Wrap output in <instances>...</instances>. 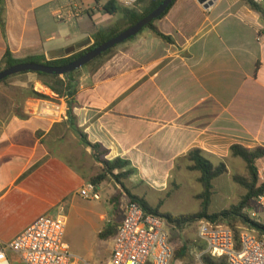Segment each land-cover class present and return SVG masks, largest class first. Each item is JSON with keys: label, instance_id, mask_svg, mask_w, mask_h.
<instances>
[{"label": "crops", "instance_id": "obj_1", "mask_svg": "<svg viewBox=\"0 0 264 264\" xmlns=\"http://www.w3.org/2000/svg\"><path fill=\"white\" fill-rule=\"evenodd\" d=\"M108 1L3 0L0 66L7 51L17 60L49 61L90 47L118 14L103 11ZM115 1L140 11L155 0ZM211 1L205 9L197 0H176L154 23L172 43L143 29L78 82V126L109 151L107 159L127 160L142 179L168 177L193 149L216 165L235 159L233 145L264 148V42L256 41L264 17L241 0ZM73 6L79 17L56 21V11ZM13 82L26 91L18 100V91L0 89V247L39 216L66 211L101 170L72 131L64 101L33 73ZM6 255L21 264L14 252Z\"/></svg>", "mask_w": 264, "mask_h": 264}, {"label": "rangeland", "instance_id": "obj_2", "mask_svg": "<svg viewBox=\"0 0 264 264\" xmlns=\"http://www.w3.org/2000/svg\"><path fill=\"white\" fill-rule=\"evenodd\" d=\"M112 21L104 29L114 26L118 29H123L126 26L120 13ZM114 51L115 48H113L111 53ZM110 54L103 56L89 67L78 69L74 73L75 79L80 83V79L84 74L92 73ZM14 79H16V76L1 82L0 89L4 91H18L17 98L21 100L24 96L19 95V93L20 91H26L21 85H25V82L20 81L21 84H15L13 82ZM30 87L31 85L27 84V89ZM32 98L37 99L34 95ZM225 165L227 169L226 173L212 181L213 189L210 196L208 214L219 213L223 210H228L233 205H237L246 192L234 180L235 177H241L242 179L247 177L244 162L239 158H235L234 160H227ZM187 166L188 162L182 158L177 161L175 168L168 177H161L155 180L142 179L132 174L126 180L121 181L124 188H121L114 179L107 178L96 189V192L100 195V200H85L79 196L73 197L69 201L64 213L66 218L65 240L69 244L72 256L74 259H77V263L107 264L112 238L100 240L97 235L107 225L116 228L120 224L125 208L129 203L127 191L133 196L144 199L150 207L158 208L160 214L178 217L198 213L201 209V199L198 196L202 192V188L198 183L199 174L189 171ZM263 168L264 165L261 162L257 165V173H262L264 171ZM99 172L100 170L96 172L95 176ZM257 179L259 184L264 183L259 178V175H257ZM250 211L256 213L257 222L264 224V210H261L252 203L251 208L245 210L244 213L253 220L249 214ZM101 216L104 217V221L101 219ZM197 222L188 223L182 226V228L168 227L175 252L182 246L186 247L183 257L176 256L177 262L191 264L195 254L203 249L202 245L197 241ZM220 224L230 228L233 225V227H237L238 231L244 227L238 222H221Z\"/></svg>", "mask_w": 264, "mask_h": 264}, {"label": "built area", "instance_id": "obj_3", "mask_svg": "<svg viewBox=\"0 0 264 264\" xmlns=\"http://www.w3.org/2000/svg\"><path fill=\"white\" fill-rule=\"evenodd\" d=\"M250 2L261 5L264 0ZM131 3L123 0L125 6ZM80 13L79 8L73 6L56 11L54 16L58 22L66 23L79 17ZM256 41L264 42V33H257ZM258 175L264 182V171ZM78 196L85 200H100L96 186L91 182L81 187ZM253 203L264 210V192ZM64 213L65 207L61 206L53 215L39 216L10 243L0 247V264H10L7 251L14 252L21 264H78L65 240ZM249 214L257 221L255 212ZM168 227L164 218L147 212L136 202L128 203L112 238L107 264H182L175 258ZM196 236L203 249L195 254L191 264H204L202 257L205 255L214 259L224 257L228 264H264V240L246 227H242L235 238L230 227L200 220L196 223Z\"/></svg>", "mask_w": 264, "mask_h": 264}, {"label": "trees", "instance_id": "obj_4", "mask_svg": "<svg viewBox=\"0 0 264 264\" xmlns=\"http://www.w3.org/2000/svg\"><path fill=\"white\" fill-rule=\"evenodd\" d=\"M144 0H139L138 3H142ZM163 0H155L147 6H143L140 11L134 8H127L120 6L115 0H109L103 7V11L106 14L114 15L116 13H120L123 16L124 22L126 26L123 29H118L117 27H110L107 29H102L97 31L93 35L94 43L77 53L71 54L68 57L49 60L47 61L44 56H33L28 57L23 60L13 59L11 54L7 51L1 61L0 70L5 68L20 64V63H35L41 64L51 67H59L64 66L77 58L81 57L85 53L89 52L93 48L101 45L102 43L108 41L109 39L115 37L120 32L125 30L126 28L134 25L146 15L151 13L154 9H156L159 4ZM176 0H173L171 5L165 10V12L158 18H163L169 9L173 6ZM247 6H249L252 10L260 13L264 17V11H262L258 5L253 4L250 0H241ZM3 0H0L2 3ZM156 19V20H158ZM156 20L152 21L147 27L144 29H149L153 32V34L160 38L161 40L172 43V39L168 36L163 35L160 33L154 23ZM0 28L3 30V24L0 20ZM113 49L107 51L85 67L91 66L94 62L99 60L105 55L111 53ZM96 68L93 70L95 71ZM92 71V72H93ZM72 72L69 75H48L44 73H33L36 75L38 80L41 84L51 91L58 99H62L65 103V116L67 121L74 132V134L78 137L80 142L91 151L92 159L101 165L100 172L94 176L90 182L94 184L96 187L99 186L105 179L111 178L114 179L117 184L124 188L122 185V180H126L129 178L133 173L134 170L130 167V163L127 160L121 158H115L112 160L107 159L109 155V151L104 148L100 143H91L88 140L87 134L78 126L77 124V117L74 114V108L79 106L77 100V92H78V81L74 77V73ZM26 74V73H21ZM18 75V74H17ZM16 76V75H14ZM13 77V76H11ZM8 77L1 82L6 81L7 79L11 78ZM0 82V83H1ZM33 95L37 99L47 100L50 101L51 99L45 95L33 93ZM230 156L232 158H239L241 159L246 167L247 177L242 179L241 177H235L234 180L237 184L245 189V194L241 197L239 203L237 205H233L228 210H223L219 213L208 214V207L210 203V196L212 194V181L217 177L226 173V165L224 163H219L218 165H214L211 163L203 154V152L199 149H193L189 151L183 159L188 162L187 169L192 172H197L199 174L198 183L202 188L201 194L198 196L201 199V209L198 213L192 215H183L178 217H172L169 214H160L158 212V208L150 207L146 201L142 198L137 196L131 195L128 191L129 200L128 202H136L139 204L144 210L155 214L159 217L164 218L168 225L171 227L182 228V226L193 223L200 220H206L213 224H220L221 222L227 223H235L238 222L242 226L248 228L249 230L253 231L257 237L261 240H264V224L259 223L255 220L250 219L245 213V210H249L251 208L252 203L255 199H257L263 192H264V183L259 184L257 179V165L261 163L264 159V148L256 147L253 149L245 148L241 145H233L230 148ZM231 229L233 230L235 238H238L239 231L237 227H233L231 225ZM116 228L110 227L107 225L104 230L100 231L97 237L100 240L107 239L109 237L113 238L116 234ZM186 247L182 246L180 249L176 250V256H184V251ZM202 262L204 264H228L224 257L219 259H214L208 255L202 257Z\"/></svg>", "mask_w": 264, "mask_h": 264}, {"label": "water", "instance_id": "obj_5", "mask_svg": "<svg viewBox=\"0 0 264 264\" xmlns=\"http://www.w3.org/2000/svg\"><path fill=\"white\" fill-rule=\"evenodd\" d=\"M173 0H163L159 6L154 9L151 13L146 15L140 21L135 23L134 25L126 28L122 32H120L115 37L109 39L108 41L102 43L101 45L93 48L89 52L85 53L81 57L76 60L59 67H51L41 64L35 63H20L3 70H0V82L4 79L21 74V73H44L48 75H69L78 69L85 67L107 51L115 48L117 45L122 44L123 42L133 38L139 32H141L145 27H147L152 21L158 19L165 10L171 5ZM197 2L203 6V8L207 9L212 5L211 0H197ZM45 113L51 114L52 112L44 111Z\"/></svg>", "mask_w": 264, "mask_h": 264}]
</instances>
